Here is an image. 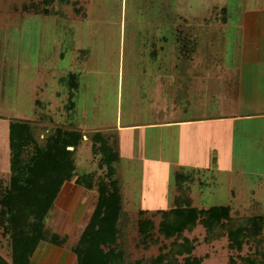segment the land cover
<instances>
[{
    "label": "rangeland",
    "instance_id": "1",
    "mask_svg": "<svg viewBox=\"0 0 264 264\" xmlns=\"http://www.w3.org/2000/svg\"><path fill=\"white\" fill-rule=\"evenodd\" d=\"M39 1L0 0V191L10 174V121L16 120L13 117L27 119L40 143L57 126L71 128L64 105L72 89H64L58 78L74 73L77 83L70 118L75 126L89 128L86 135L92 132L90 128L100 129L117 116L123 124L162 120L175 109L174 119L197 120L185 126L160 127L163 146L152 150L155 156L126 159L125 152L120 156L117 152L113 167L125 215L120 240L128 260L148 261L158 255L162 244L169 245L173 240L156 234L159 242L138 246L139 209H147L156 226L160 210L178 206L208 207L226 204L233 198L236 216L250 217L264 210V202L258 201L261 196L255 190L264 175V143L256 142L254 146L240 141L230 162L223 157L220 161L224 165L219 167L215 124L198 120L215 115V110L223 107L221 99L229 95L225 110H264V87L260 86L264 77V31L258 33L249 27L260 19L264 29V0H71L56 16L22 11L23 4ZM222 8H226L225 23L220 21ZM178 28L192 31L197 37L193 61L178 52L174 40ZM262 42L263 48L253 49ZM154 50L153 60L149 54ZM157 63L161 66L159 72ZM149 78L157 84L153 91L146 86L148 93L143 87ZM148 94L153 97L151 103ZM238 124L237 131L242 126H254L255 135H263L264 118ZM145 132H119L117 136L123 147H127L124 142L133 146L134 155L139 147L137 139L150 135ZM89 143V139L83 141L74 154L77 174L104 171ZM73 178L67 182L76 184ZM242 182L249 186L241 187ZM260 183L264 186V176ZM96 194L95 189L85 188L80 195L74 194V212L65 221L56 220L58 211L65 208V199H58L63 205L54 203L45 218L49 230L67 237L66 247L71 249L76 243L94 208ZM83 202V215L76 221ZM236 216L233 218H241ZM182 235L193 246L190 255L200 257L199 264H241L240 257L253 251V243H244L239 251L231 249L225 231L207 240L201 224ZM9 245L0 227V255L8 262ZM183 259L184 254L176 255L177 264H184Z\"/></svg>",
    "mask_w": 264,
    "mask_h": 264
},
{
    "label": "trees",
    "instance_id": "2",
    "mask_svg": "<svg viewBox=\"0 0 264 264\" xmlns=\"http://www.w3.org/2000/svg\"><path fill=\"white\" fill-rule=\"evenodd\" d=\"M70 3L71 0H40L38 3L23 4L21 9L56 16L60 14L62 6ZM225 10H219L221 23L227 22ZM174 40L180 56L193 61L198 49L197 37L193 32L186 33L178 28ZM152 54L155 56L156 51ZM58 82L64 89L67 86L72 89L64 105L66 117L69 116L71 120L76 74L60 76ZM84 135L91 142L93 154L99 155V166H104L102 173L76 172L74 154L81 146ZM110 137L111 134L102 131L86 135L77 129L57 126L40 143L35 139L28 121H10V174L7 184L0 191V227L1 234L9 239L11 261H6L0 255V264H28L41 241L57 246L65 245L67 237L49 230L44 220L54 207L62 185L73 177L77 185L97 192L94 208L81 228L76 243L71 246L76 264H177L176 255L183 254L184 264H199L200 257L190 255L193 246L182 235L185 230H192L197 224L205 228L207 240L225 231L231 249L239 251L244 243H253V251L240 257L241 264H264V214L236 219L230 215L226 205L178 206L166 211L160 210L161 219L157 226L147 215V209H139L136 223L138 246L147 247L150 243H157L158 236L173 240L169 245L162 244L158 255L148 261L128 260L120 240L125 215L119 180L113 167L117 151L115 141L111 143ZM165 248L168 250L164 251Z\"/></svg>",
    "mask_w": 264,
    "mask_h": 264
},
{
    "label": "crops",
    "instance_id": "3",
    "mask_svg": "<svg viewBox=\"0 0 264 264\" xmlns=\"http://www.w3.org/2000/svg\"><path fill=\"white\" fill-rule=\"evenodd\" d=\"M225 23V22H224ZM261 20L258 19L256 20L255 23H251L249 24V27L252 30H257L258 33H262L261 31H264V29H261L263 26H261ZM263 42L261 43V45H259V47L257 49L253 48L254 50L259 51L260 48L262 47ZM153 51L150 52V55L153 56ZM155 59V56H153V60ZM196 65H198V62L195 63ZM200 64V63H199ZM255 67V66H254ZM161 66H159V63H157L156 66V72L160 71ZM257 69H259V64L256 66ZM262 68H264V65L262 66ZM158 75V74H157ZM154 84H157L155 82H153L152 78H149L147 81H145L144 83V87L143 89L145 91H147L149 93V90L146 88V86H149L150 89L153 91V86ZM152 86V87H151ZM260 86H262V88L264 87V77L262 80H260ZM234 87V86H233ZM232 87V89H233ZM223 87H221L222 89ZM228 88V87H227ZM227 91H224V93H226ZM263 94H264V89L262 90ZM231 96V95H229ZM229 96L224 97L223 99H221V103H223V107L222 109H216L215 110V115H209L207 116L205 119H198L199 121H203L202 123H214L215 124V146H216V161L218 163L217 166L219 165H224L223 161H220L223 157L224 159L227 157V159H229L228 161L230 162L231 158L233 157V150H235V147H238L240 145V141L243 142V144L245 143H252L255 146V143H257V145L259 143H264V127L262 128V132L263 135H255L257 132V129L254 126H249L251 129H253V131L249 128H244L243 126L240 127V130H236V125H239L238 122H244V121H249L252 119H257V118H264V110H260V111H254V112H245V111H239V110H225L224 108V102L225 99L229 98ZM142 98H146V95H142ZM148 101H150V103L153 101V97L149 96L148 94ZM231 102V101H230ZM234 102V101H233ZM229 104V102H228ZM230 105V104H229ZM175 111V109L169 111V113H171L168 116H163L162 120L160 119H150V120H142V121H137L135 123H120V121L118 120V116L117 119L114 120L113 123L111 124H105L103 125L100 129L99 128H90L92 132L94 131H102L108 134H111L110 137V142H114L115 141V149L119 153H123L125 152L126 154V159L127 158H132V156L136 157V158H149L152 157L151 155L155 156L156 154H152L153 153V149H159L162 148L161 146H163V134H161V132L158 133V131H160V127H166V126H170V127H175V126H185V125H190L192 123L197 122V120L195 119H189V118H180V119H174L176 118V115L173 113ZM152 112V111H151ZM154 113V111H153ZM156 113V112H155ZM167 113L166 111H163L162 114ZM27 115V114H26ZM72 116V114H71ZM169 116H171L173 119H168ZM15 119H17L16 117H13ZM21 120V119H19ZM25 120V119H24ZM25 121H28L27 119ZM70 121H72L71 123V128L73 129H77L80 130L81 132H83L84 134L85 131L89 128H84L82 125H78L75 126V123L73 124V119H71ZM135 130H143V131H147L145 133H150V135H144L140 138L137 139V143H136V147L139 145V147L137 148L138 152H135L134 155L133 151H131V149H133V146H128V143L124 142V144L127 145V147H123V142L120 140V138L117 136L119 132H133ZM157 132V133H156ZM237 133L235 134L236 136L233 138L232 133ZM260 132V130H259ZM136 133V132H135ZM152 134V136H151ZM116 136V137H115ZM84 142H87V138L84 135ZM233 138V139H232ZM161 141V142H160ZM231 142V143H230ZM114 144V143H113ZM89 145H91V142L89 143ZM135 147V148H136ZM71 148V147H69ZM239 150V149H238ZM162 155V153H161ZM232 155V156H231ZM120 156V155H119ZM118 156V158H119ZM135 158V159H136ZM124 159V158H123ZM240 160H242V155L240 157ZM228 162V163H229ZM221 167V166H219ZM221 170V169H219ZM233 172V170H232ZM264 175H261L258 184L256 185V192L257 194H260V198L259 200H262L261 202H264V186L262 185V178ZM252 185V184H251ZM249 186V184L247 182H242L241 183V187H247ZM84 188L80 185L77 184H71L69 182H65L60 191H59V196L56 197L55 199V205H63L60 201H58V199L60 200L61 198L65 199V202L63 205V207L65 206V208H61L58 211V215L56 217V220L58 221V219L62 218L64 219V221L67 219L68 214L69 216H71V214H73L74 212V205H73V195L74 194H78L80 195L81 191ZM258 189V191H257ZM255 196V194L253 193L251 195V197ZM67 198V199H66ZM252 201H254L251 198ZM259 202V203H261ZM61 204V205H60ZM70 205V207H69ZM218 205H226L229 208V212L230 215L233 213L232 217L236 216L234 215L237 212V206L233 203V198L232 200H230V202H227L226 204H218ZM250 205V203L248 204ZM252 205V204H251ZM68 206V208H67ZM86 205H84V202L82 204V206H79V211L76 215V221H79L80 218L83 215V210L85 209ZM211 206H215V205H211ZM189 207V206H188ZM197 207V206H195ZM209 207V206H208ZM72 208V209H70ZM233 209V210H232ZM232 212V213H231ZM256 214H264V210H257L256 212H254ZM250 214V213H249ZM254 214V215H256ZM252 215V216H254ZM236 217H241V218H250L249 216H236ZM69 218V217H68ZM54 231L56 232H60L57 229H54ZM75 260V256L74 253L71 251L70 248L66 247L65 245L63 246H57L45 241H41L38 243V245L36 246L30 261L28 264H71L73 261ZM74 263V262H73Z\"/></svg>",
    "mask_w": 264,
    "mask_h": 264
}]
</instances>
